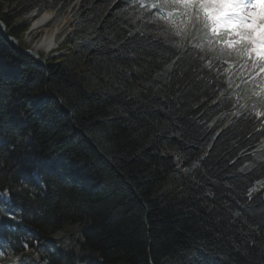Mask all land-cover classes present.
Listing matches in <instances>:
<instances>
[{
    "label": "trees",
    "instance_id": "16d2710c",
    "mask_svg": "<svg viewBox=\"0 0 264 264\" xmlns=\"http://www.w3.org/2000/svg\"><path fill=\"white\" fill-rule=\"evenodd\" d=\"M11 1L18 12L0 5L18 41L0 26L5 264H264V109L245 98L253 84L236 87L237 63L196 40L175 47L136 3L88 0L68 54L43 65L20 52L38 0Z\"/></svg>",
    "mask_w": 264,
    "mask_h": 264
},
{
    "label": "snow or ice",
    "instance_id": "6c2138e0",
    "mask_svg": "<svg viewBox=\"0 0 264 264\" xmlns=\"http://www.w3.org/2000/svg\"><path fill=\"white\" fill-rule=\"evenodd\" d=\"M152 7L166 12L163 18L181 41L196 40L194 48L210 52L217 59L234 60L240 72L236 87L243 85V91L253 84L258 90L246 92L245 98L254 101V109H264V0H157ZM174 46L184 47L183 43ZM220 103L231 106V94ZM241 114L233 113L237 117ZM255 115L264 117V110ZM0 196L8 193L0 192ZM19 264L26 262L21 260Z\"/></svg>",
    "mask_w": 264,
    "mask_h": 264
},
{
    "label": "rangeland",
    "instance_id": "374dc122",
    "mask_svg": "<svg viewBox=\"0 0 264 264\" xmlns=\"http://www.w3.org/2000/svg\"><path fill=\"white\" fill-rule=\"evenodd\" d=\"M51 1L52 0H38V4L36 5L37 8L33 9L32 12L36 15H41V14H44L46 12H53L54 16L56 18V21L66 22L65 25L60 30V33L57 37V43H56L58 52H60L58 54H60V55L62 54V56H65L68 54V48L63 49V46L66 44L67 36L74 31L72 24L74 22L75 14H78V15L80 14L82 16H86L87 13L89 12V10L91 9V7L93 6V3L91 4V7H88V4H87L88 0H64L62 2V5L63 4H64V6L66 5L67 8L64 10L60 9L59 12H58V10L55 11V10H51V9H44V7L41 6V5L48 6L51 3ZM127 1H131L133 3H136L138 5L137 7H140L141 9H144V10H147V12L148 11L150 12L151 25L156 28L157 34H159V36H162L166 39L172 40L176 44L183 43V45H185L186 42H189V40L181 41L180 37H177L174 35L173 30L169 27V25L166 23V20L163 18V17H166V12L162 14L159 9L152 7V5L157 2V0H127ZM0 5H2L4 7V13H9V14H13L14 12H18L20 9L19 5L16 2H13L11 0H0ZM32 12L30 11L29 14L27 13L26 15H24L20 20V23H24V24H27L29 26V29L26 32V34L23 35L22 40H23L24 44L29 47V49H25V50H30V51H32L34 45H36V43L39 42L40 39L44 36L43 30L32 31L34 22H33V18L29 17L32 14ZM106 12H108V10H106ZM53 24H54V22H53ZM53 24H52V26H53ZM95 30H96V28H94V31ZM69 48H70V51L73 49L72 46H69ZM53 51H55V50H53ZM55 53L56 52H53V53L41 52L39 56H42L45 59L46 57L52 56V54H53V56L54 55L56 56ZM223 60L226 62V64L228 66H230L231 68H235V61L234 60H231V59H223ZM84 79H85V82L83 85L84 90L89 94L93 93L95 91V88L97 85L95 78L92 76V74L85 73ZM249 84H251V83H249ZM37 100L38 99H33L32 101H37ZM22 122H24V121H22ZM167 153L178 158V160L181 159L176 152L167 151ZM79 165L81 167L83 166V164H79ZM0 198L3 201H5L6 203L10 202L9 196H0ZM25 249H27V247H25ZM79 264H86V263L82 262Z\"/></svg>",
    "mask_w": 264,
    "mask_h": 264
},
{
    "label": "bare ground",
    "instance_id": "6f19581e",
    "mask_svg": "<svg viewBox=\"0 0 264 264\" xmlns=\"http://www.w3.org/2000/svg\"><path fill=\"white\" fill-rule=\"evenodd\" d=\"M29 17L33 18L34 22L32 31H44V36L40 39L39 42L36 43V45H34L32 52L40 55L41 52H50L53 49H56L55 47H57V37L66 22L56 21L53 12H46L41 15H36L32 12Z\"/></svg>",
    "mask_w": 264,
    "mask_h": 264
},
{
    "label": "water",
    "instance_id": "95a60500",
    "mask_svg": "<svg viewBox=\"0 0 264 264\" xmlns=\"http://www.w3.org/2000/svg\"><path fill=\"white\" fill-rule=\"evenodd\" d=\"M0 26L2 27L3 33L6 36V26L0 21ZM7 40L11 42L16 48L18 47V41L14 39L13 37L6 36ZM21 53L26 54L35 60H37L41 64H45L44 61L40 58V56L37 53H34L30 50H20Z\"/></svg>",
    "mask_w": 264,
    "mask_h": 264
}]
</instances>
